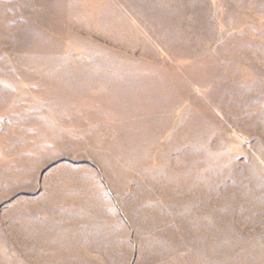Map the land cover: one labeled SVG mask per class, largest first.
Listing matches in <instances>:
<instances>
[{
  "label": "rangeland",
  "instance_id": "obj_1",
  "mask_svg": "<svg viewBox=\"0 0 264 264\" xmlns=\"http://www.w3.org/2000/svg\"><path fill=\"white\" fill-rule=\"evenodd\" d=\"M0 264H264V0H0Z\"/></svg>",
  "mask_w": 264,
  "mask_h": 264
}]
</instances>
